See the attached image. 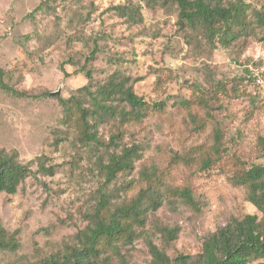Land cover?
I'll use <instances>...</instances> for the list:
<instances>
[{
    "label": "rangeland",
    "instance_id": "obj_1",
    "mask_svg": "<svg viewBox=\"0 0 264 264\" xmlns=\"http://www.w3.org/2000/svg\"><path fill=\"white\" fill-rule=\"evenodd\" d=\"M231 1L264 16V0ZM132 6L140 13L137 20L116 9ZM251 18L252 34L225 47L198 35L187 39L178 25L177 7L152 9L142 0H0L3 80L11 89L27 93L18 96L0 85V146L17 149L23 161H33L36 171L16 194H0V221L20 245L17 251L0 250V264H46L48 256L73 245L87 225L86 214L103 179L96 158L62 125L60 98L86 85L88 71L94 83L119 71L132 77L139 96L165 103L164 110H153L142 124L131 127L127 141L141 143L143 158L112 189L119 195L135 193L146 166L170 170L174 185L193 186L198 209L165 202L155 215L181 228L179 238L167 248L171 256L199 253L204 238L233 217L262 216L245 190L228 178L236 159L264 164V86L250 77L252 81L231 90L248 70L264 72V21ZM94 49L98 53L88 62ZM218 83L227 84L230 92L205 130L198 131L179 102L189 99L193 90H212ZM195 110L207 117L204 107ZM216 123L230 148L223 165L195 173L170 163L175 153L210 147ZM109 129L102 130L108 135ZM40 159L54 166V174L37 171ZM129 181L135 184L133 192L124 187ZM154 239L160 244L157 236ZM123 253L132 264L151 260L144 238Z\"/></svg>",
    "mask_w": 264,
    "mask_h": 264
},
{
    "label": "trees",
    "instance_id": "obj_2",
    "mask_svg": "<svg viewBox=\"0 0 264 264\" xmlns=\"http://www.w3.org/2000/svg\"><path fill=\"white\" fill-rule=\"evenodd\" d=\"M152 9L170 10L177 7L179 28L186 31L187 39L202 36L211 43L230 46L234 40L252 34L250 26L253 17L264 21L263 12L250 11L238 1L231 0H142ZM121 15L137 20L140 15L135 6L116 8ZM98 49L87 57L90 62ZM251 71L246 78L235 79L231 90L241 82L252 81ZM249 75V76H248ZM89 82L76 89L68 98H60L63 107L62 125L75 134V141L96 158L103 184L98 188L93 208L86 214L87 225L76 235L73 245L51 254L46 264H132L123 250L139 238H144L151 260L148 264H264V164H247L236 159L229 170V180L245 190L246 197L261 213L233 217L223 226L208 234L197 254L179 253L171 256L167 248L179 238L181 228L170 226L155 218L156 212L166 202L172 206L178 203L198 209L194 189L190 184L170 183V170L154 166L144 167L136 181L137 191L130 195H119L112 186L123 176L136 170L143 158V147L136 141H127L132 135L131 127L142 124L151 112L162 111L164 102L150 103L139 96L131 76L115 71L102 82ZM0 85L18 96L26 95L11 89L3 80L0 69ZM238 90V89H236ZM193 90V95L182 99L183 106L194 126L205 130L212 112L222 106L223 98L230 89L227 84L218 83L212 90ZM202 106L206 116L195 110ZM110 127L108 135L102 130ZM222 128L216 123L212 132V144L193 146L175 153L170 163L185 165L195 173L207 172L221 166L229 158ZM37 171L54 174V166L44 160L37 163ZM33 161L21 159L17 149L0 146V194H16L27 178L34 175ZM133 192L135 184L124 185ZM154 236L160 239L158 244ZM20 245L15 234L9 233L0 221V250L17 251Z\"/></svg>",
    "mask_w": 264,
    "mask_h": 264
},
{
    "label": "built area",
    "instance_id": "obj_3",
    "mask_svg": "<svg viewBox=\"0 0 264 264\" xmlns=\"http://www.w3.org/2000/svg\"><path fill=\"white\" fill-rule=\"evenodd\" d=\"M250 76L253 79V82L258 85V86H264V72H259V71H251Z\"/></svg>",
    "mask_w": 264,
    "mask_h": 264
}]
</instances>
